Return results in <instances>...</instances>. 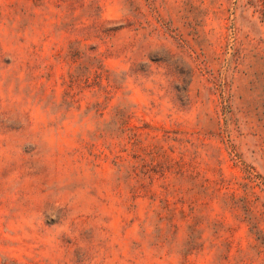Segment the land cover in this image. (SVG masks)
I'll use <instances>...</instances> for the list:
<instances>
[{"label":"rangeland","instance_id":"obj_1","mask_svg":"<svg viewBox=\"0 0 264 264\" xmlns=\"http://www.w3.org/2000/svg\"><path fill=\"white\" fill-rule=\"evenodd\" d=\"M0 264H264V0H0Z\"/></svg>","mask_w":264,"mask_h":264},{"label":"trees","instance_id":"obj_2","mask_svg":"<svg viewBox=\"0 0 264 264\" xmlns=\"http://www.w3.org/2000/svg\"><path fill=\"white\" fill-rule=\"evenodd\" d=\"M166 136H168V133H166ZM151 176V175H150Z\"/></svg>","mask_w":264,"mask_h":264}]
</instances>
